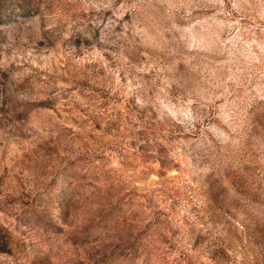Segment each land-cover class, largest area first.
Here are the masks:
<instances>
[{
  "label": "rangeland",
  "instance_id": "obj_1",
  "mask_svg": "<svg viewBox=\"0 0 264 264\" xmlns=\"http://www.w3.org/2000/svg\"><path fill=\"white\" fill-rule=\"evenodd\" d=\"M0 5V264H264V0Z\"/></svg>",
  "mask_w": 264,
  "mask_h": 264
},
{
  "label": "trees",
  "instance_id": "obj_2",
  "mask_svg": "<svg viewBox=\"0 0 264 264\" xmlns=\"http://www.w3.org/2000/svg\"><path fill=\"white\" fill-rule=\"evenodd\" d=\"M2 5V4H1ZM1 5H0V15L3 13V11H2V8L3 7H1ZM3 6V5H2Z\"/></svg>",
  "mask_w": 264,
  "mask_h": 264
}]
</instances>
